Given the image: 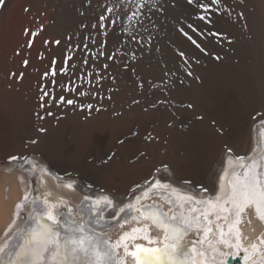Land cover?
I'll list each match as a JSON object with an SVG mask.
<instances>
[{
  "label": "bare ground",
  "instance_id": "obj_1",
  "mask_svg": "<svg viewBox=\"0 0 264 264\" xmlns=\"http://www.w3.org/2000/svg\"><path fill=\"white\" fill-rule=\"evenodd\" d=\"M134 10L128 0H3L0 5V235L29 186L73 201L88 190L122 202L154 178L212 191L227 157L247 155L254 147L255 126L264 119V0L213 5L211 18L222 39L202 40L184 27L206 51L179 28L163 42L160 27L168 11L150 5L137 19L148 28L140 35L151 34V41L144 47L128 44L121 29L130 26L127 16ZM241 12L244 19L237 17ZM53 68L55 77L44 76ZM42 85L50 93L45 108L39 107ZM60 95L77 103H53ZM41 127L46 131L39 132ZM33 139L38 143L31 144ZM13 155L20 159L10 161ZM29 157L26 169L15 164ZM34 159L72 178L75 188L41 171L35 175ZM258 227L253 218L252 228Z\"/></svg>",
  "mask_w": 264,
  "mask_h": 264
},
{
  "label": "snow or ice",
  "instance_id": "obj_2",
  "mask_svg": "<svg viewBox=\"0 0 264 264\" xmlns=\"http://www.w3.org/2000/svg\"><path fill=\"white\" fill-rule=\"evenodd\" d=\"M128 2L134 4L136 10L127 16L130 26L121 31L126 33L128 44L144 47L152 37L151 34L147 38L140 35L141 32L148 33V28L143 26L142 19L137 18L144 16L143 9L147 5L158 12H164L162 0ZM186 2L188 5H195L197 9L194 19L211 24L213 12L210 10L213 5L221 4L222 0ZM2 4L3 0H0V5ZM200 9L207 15L199 14ZM107 11L111 12L113 9L109 8ZM215 11L218 12L219 9ZM237 17L244 19V14L238 13ZM147 18L149 21L152 19L151 15ZM105 19V16L100 17L102 22ZM118 21L119 16H116L112 23ZM151 27L157 26L152 23ZM187 28L197 36L204 35V31L193 23L187 24ZM178 30L198 49L206 51L184 27H179ZM208 35L216 38L223 33L208 31ZM124 42L122 39L121 44ZM84 47L87 49V45ZM100 47L103 49V41ZM121 50L120 47L116 49L117 52ZM103 54L101 51L100 55ZM179 55L184 57L186 54L181 51ZM132 58H135V54ZM215 58L221 59L220 56ZM108 59H112V56L109 55ZM23 63L27 65L28 61ZM84 63H88L87 58ZM104 67L107 68V64ZM59 71L63 72L64 69L60 68ZM49 74L55 77L56 69L53 68L51 73L45 72L44 76ZM188 75L192 73L189 72ZM51 83L55 84L56 80L53 79ZM41 91L39 107L45 108V97L50 93L44 90L43 85ZM80 95L87 93L81 92ZM52 102H64L68 105L77 103L74 99H66L64 95ZM87 107L92 108L93 105L88 104ZM46 115L53 116L54 113L46 111ZM259 115L258 113L257 116ZM39 118L43 120L44 116ZM258 127L260 135L249 155L228 156L229 167L219 178V191L215 190V186L212 191L207 187L197 186L196 190L203 194L202 199L191 194H177V189L166 183L162 184L159 179L154 183L146 180L145 185L150 186L142 196H135L134 200L118 209L113 199L107 195L95 199L85 197L77 209L84 218L78 219L72 208L67 207L63 201L53 203L47 198L41 200L29 186L15 205L11 222L4 232V241L0 243V264H44V253L50 246H54L51 255L54 264H127L129 257L134 264H264V231L255 236V229L252 228L253 218L264 226V119L259 121ZM38 131L45 132L46 129L41 127ZM30 143L36 144L38 141L33 139ZM227 151L232 153L233 150L229 147ZM8 159L15 161L20 157L13 155ZM108 159L111 160L112 156ZM35 167L33 165V171ZM164 168L167 169V165ZM184 183L189 184L190 181ZM67 187L71 189L72 184ZM140 187L141 185H136L137 189ZM150 194H166L168 203L176 211L169 215L155 204L142 203ZM186 206L187 212L183 211ZM106 211L109 218L104 215ZM133 222L138 226H131ZM126 226L129 227L125 231ZM114 228L121 230V234L113 242L110 237ZM152 228L157 230L155 237L151 235ZM135 241H145L146 244L134 243ZM121 248L123 255L118 251ZM223 248L229 251L225 253L221 250Z\"/></svg>",
  "mask_w": 264,
  "mask_h": 264
},
{
  "label": "rangeland",
  "instance_id": "obj_3",
  "mask_svg": "<svg viewBox=\"0 0 264 264\" xmlns=\"http://www.w3.org/2000/svg\"><path fill=\"white\" fill-rule=\"evenodd\" d=\"M185 1L186 0H173L172 2H162V6L164 7V12L166 13L168 11V18L160 27V32L163 37V42L167 41L170 38V34L174 29L179 27H187V24L189 23H193L198 29L204 31V35L200 36L202 40L222 39V35L216 38H213L208 35V31L218 32V29H214L215 25L213 23L212 18H211L212 20L211 24H207V21H198L194 19L197 15L196 7L194 5L192 6L186 5L187 2L185 3ZM159 6L160 5H158V7ZM199 14L207 15L206 13H204L203 9L199 10ZM249 39L253 40L254 36L250 35ZM156 48L157 46L155 47V49Z\"/></svg>",
  "mask_w": 264,
  "mask_h": 264
}]
</instances>
